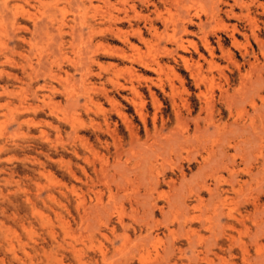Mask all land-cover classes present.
<instances>
[{
	"label": "rangeland",
	"instance_id": "374dc122",
	"mask_svg": "<svg viewBox=\"0 0 264 264\" xmlns=\"http://www.w3.org/2000/svg\"><path fill=\"white\" fill-rule=\"evenodd\" d=\"M0 264H264V0H0Z\"/></svg>",
	"mask_w": 264,
	"mask_h": 264
}]
</instances>
